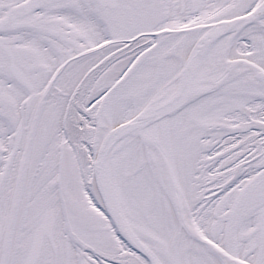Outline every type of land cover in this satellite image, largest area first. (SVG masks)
<instances>
[{
    "label": "snow or ice",
    "instance_id": "6c2138e0",
    "mask_svg": "<svg viewBox=\"0 0 264 264\" xmlns=\"http://www.w3.org/2000/svg\"><path fill=\"white\" fill-rule=\"evenodd\" d=\"M0 264H264V0H0Z\"/></svg>",
    "mask_w": 264,
    "mask_h": 264
}]
</instances>
